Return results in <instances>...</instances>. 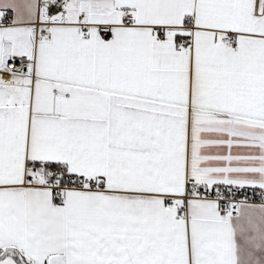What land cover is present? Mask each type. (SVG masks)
<instances>
[{"label": "snow or ice", "instance_id": "1", "mask_svg": "<svg viewBox=\"0 0 264 264\" xmlns=\"http://www.w3.org/2000/svg\"><path fill=\"white\" fill-rule=\"evenodd\" d=\"M0 264H264V0H0Z\"/></svg>", "mask_w": 264, "mask_h": 264}]
</instances>
